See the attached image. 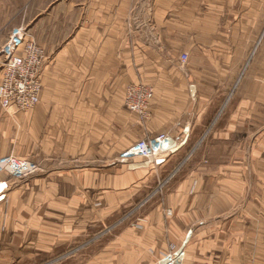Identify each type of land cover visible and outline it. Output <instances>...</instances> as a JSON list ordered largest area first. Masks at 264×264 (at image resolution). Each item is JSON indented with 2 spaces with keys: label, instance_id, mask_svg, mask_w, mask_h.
<instances>
[{
  "label": "crops",
  "instance_id": "crops-1",
  "mask_svg": "<svg viewBox=\"0 0 264 264\" xmlns=\"http://www.w3.org/2000/svg\"><path fill=\"white\" fill-rule=\"evenodd\" d=\"M208 2L226 36H200L201 0H0V46L23 27L47 53L40 102L17 114L16 135L30 123L48 158L73 160H54L59 171L26 180L0 172V264H32L67 248L73 233L178 168L164 199L84 264H160L171 243L185 241L188 264H264V0ZM237 75L229 110L211 128L218 88L231 90ZM139 81L154 88L146 121L125 105ZM163 133L177 149L161 165L141 157L118 164L139 139ZM90 153L110 164L83 169Z\"/></svg>",
  "mask_w": 264,
  "mask_h": 264
},
{
  "label": "rangeland",
  "instance_id": "rangeland-1",
  "mask_svg": "<svg viewBox=\"0 0 264 264\" xmlns=\"http://www.w3.org/2000/svg\"><path fill=\"white\" fill-rule=\"evenodd\" d=\"M218 1V0H215ZM203 2V3H202ZM233 2V0H232ZM208 0H201V5L199 9V14H200V24H199V31H200V36H226V27L223 25V19L217 17L216 15V24H214L216 27H213L214 25L212 24V19L209 18L208 16ZM239 6V0H237L236 7ZM14 29H21L24 31V33L29 36V39L33 38V40L37 42V40L29 34V32L23 28V27H13L11 29V32L8 36L7 41L0 46V70L2 67L3 63V58L4 55L1 52L2 49L9 43V40L12 36V33ZM213 30L216 31V33L213 32ZM40 44V43H38ZM43 46L42 44H40ZM44 47V46H43ZM45 48V47H44ZM46 50V48H45ZM181 58V57H180ZM191 60V57L189 56V59L186 63H183L180 59L179 65L181 67V70L184 72V75H187L188 72V64ZM194 62L199 64L200 62V57L193 56ZM202 60V59H201ZM204 62V61H203ZM47 63V60L45 64ZM202 64V62H200ZM45 67V65H44ZM43 67V68H44ZM234 75V74H233ZM203 76V75H202ZM204 77V76H203ZM205 80L203 81L204 83L208 84L209 80L208 77H204ZM221 81L223 80L224 76L223 74H220ZM238 75L235 76V78L232 80V85L233 87L230 89H226L225 94L223 93V86L218 88L219 91H221V99L220 101H217L218 104L214 105L216 108V111L214 113V120L211 122V128H213L215 125H218L220 120L223 119L224 114L229 110L230 104H228V101L226 102L227 98L229 99L230 93L231 97L234 95V92L238 88ZM137 83H144L147 85H150L149 83H146L145 81H139ZM134 83V84H137ZM132 85V84H130ZM129 85V86H130ZM152 88L153 86L150 85ZM220 84L218 83V87ZM207 87V86H206ZM128 88V87H127ZM154 89V88H153ZM208 90V88H207ZM126 94H127V89H126ZM126 98V95H125ZM152 101V100H151ZM151 104V102H150ZM126 105V103H125ZM37 107V106H36ZM28 111H16L15 113L9 112L5 110L1 105H0V150H5V148L8 150L7 156L6 157H18L21 159H24L28 161L29 163H32L35 165V170L33 172H26L23 176H20L18 178L26 180V179H32V177L35 178V176H42V175H47L49 173V168L50 171H59L60 168H54V164H51L54 160L55 163L60 164L61 162H66L67 164H70L73 160L71 158H66V161H61L63 159L61 158H55L50 159L47 156V151H46V146H45V151L42 143L37 142L38 139L32 140L31 137V130H30V123L27 125L25 123L24 130L21 128L20 132L18 135L16 133L19 131V128L21 127V123L17 121V114L21 113H32L35 108ZM150 107V105H149ZM126 108L130 110L127 106ZM149 110V108H148ZM132 111V110H130ZM134 112V111H132ZM150 112V111H149ZM137 117L139 119H142V121H146L149 117L141 116L139 113L135 112ZM7 133L10 134L7 140ZM17 137V138H16ZM34 138V137H33ZM38 138V137H36ZM147 138V137H146ZM140 140V139H139ZM16 144L19 146L21 145L23 147V154L17 153L18 151H15ZM39 147L38 151L36 153L32 154V148H37ZM12 149V151H11ZM46 152V153H45ZM195 156L194 152H191L186 155V157L182 160L184 162H187L188 160H191V158ZM121 158L119 159L118 164H123V160L126 158H123V156H120ZM1 158V157H0ZM118 158V156H117ZM132 159V158H130ZM61 161V162H60ZM108 160H104V162H101V160H96L95 155H92V153L89 154L88 160L83 161L82 167L83 169H88V170H94L96 168H104L108 166L110 163H107ZM183 162V163H184ZM126 164V163H124ZM59 166V165H57ZM52 167V169H51ZM102 168V169H103ZM174 170L173 172H175ZM5 172V171H4ZM179 172L177 170L176 174ZM173 174V173H171ZM170 174V175H171ZM169 175V176H170ZM163 178L162 180L159 181V184H157L150 192L145 193L142 195L140 198L137 200L131 202V203H126V204H121L120 207L117 209V212H115L113 215L109 217H105L102 222L98 224H94L89 227L87 232H84L82 235L76 233H73L72 237V242L71 244L65 248V249H60V250H55L52 254L49 256L41 255V257L36 260V262L32 264H84L86 263V259L94 257V255L100 251H102V248L104 247L105 242L110 241V239L115 235L119 228L124 227L126 225H134L136 222L141 218V214L143 211L153 202L156 200H163L164 196L166 194V191L171 184L172 181L165 182L167 178ZM16 177V176H15ZM171 177H173L171 175ZM174 178V177H173ZM172 180V179H171ZM162 183V185L160 184ZM148 198V199H147ZM147 200V201H146ZM146 201V202H145ZM189 238V237H188ZM173 244V243H171ZM185 244H187V241H185ZM186 250V249H185ZM164 257V256H163ZM163 257L161 259H163ZM187 257H188V252L186 251V256H185V264L187 263ZM23 264H30L27 263L26 261Z\"/></svg>",
  "mask_w": 264,
  "mask_h": 264
},
{
  "label": "built area",
  "instance_id": "built-area-1",
  "mask_svg": "<svg viewBox=\"0 0 264 264\" xmlns=\"http://www.w3.org/2000/svg\"><path fill=\"white\" fill-rule=\"evenodd\" d=\"M1 52L4 55V60L0 70V105L13 113L33 109L40 102L43 88V67L47 60L45 48L36 43L33 38L29 39L23 30L14 29L9 43ZM180 59L186 63L189 54L183 53ZM153 96L154 89L150 85L132 84L127 88L125 103L130 110L147 117L150 113L148 108ZM173 142L174 140L166 133L152 139L141 138L122 156L126 159L152 158L156 165H161L165 162L169 151L177 149ZM35 168L34 164L18 157L0 158V172L8 171L16 177L23 176L26 172H33ZM177 170L171 174L173 177ZM171 175L165 182L173 179ZM160 184L162 185V183ZM168 213L171 214V211ZM185 256V243L180 247L170 244L169 252L160 260V264H185Z\"/></svg>",
  "mask_w": 264,
  "mask_h": 264
},
{
  "label": "bare ground",
  "instance_id": "bare-ground-1",
  "mask_svg": "<svg viewBox=\"0 0 264 264\" xmlns=\"http://www.w3.org/2000/svg\"><path fill=\"white\" fill-rule=\"evenodd\" d=\"M173 143H175V144H176V142H175V141H174ZM173 143H172V144H173ZM173 145H174V144H173ZM174 146H175V145H174ZM173 148H174V147H173ZM3 183H5V187H4V189H3V191H4V190H5V188H6V185H7V183H6V182H3ZM0 197H2V196H1V193H0Z\"/></svg>",
  "mask_w": 264,
  "mask_h": 264
}]
</instances>
